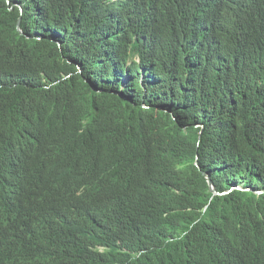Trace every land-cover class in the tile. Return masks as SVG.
Returning <instances> with one entry per match:
<instances>
[{
  "label": "trees",
  "instance_id": "obj_1",
  "mask_svg": "<svg viewBox=\"0 0 264 264\" xmlns=\"http://www.w3.org/2000/svg\"><path fill=\"white\" fill-rule=\"evenodd\" d=\"M0 264H264V0H0Z\"/></svg>",
  "mask_w": 264,
  "mask_h": 264
},
{
  "label": "water",
  "instance_id": "obj_2",
  "mask_svg": "<svg viewBox=\"0 0 264 264\" xmlns=\"http://www.w3.org/2000/svg\"><path fill=\"white\" fill-rule=\"evenodd\" d=\"M18 28L20 29V23H19ZM204 176L207 178V181H208V185H209L210 191H211L214 195L222 196V195L227 194V192H225V193H219V192H217V191L215 190V188H214V186H213V183H212V181L210 180L209 176H208L207 174H204ZM234 189L241 190L240 188L233 187V188L231 189V191L234 190ZM246 191H249V190H246ZM254 193H256V194H261V192H254Z\"/></svg>",
  "mask_w": 264,
  "mask_h": 264
},
{
  "label": "clouds",
  "instance_id": "obj_3",
  "mask_svg": "<svg viewBox=\"0 0 264 264\" xmlns=\"http://www.w3.org/2000/svg\"><path fill=\"white\" fill-rule=\"evenodd\" d=\"M237 188H238V187H237ZM240 189H241V188H240ZM241 190H242V189H241ZM246 190H249V189H245L244 191H246ZM228 192H229V191H228ZM228 192H227V193H228ZM260 192H261V191H260ZM261 193H262V192H261Z\"/></svg>",
  "mask_w": 264,
  "mask_h": 264
},
{
  "label": "rangeland",
  "instance_id": "obj_4",
  "mask_svg": "<svg viewBox=\"0 0 264 264\" xmlns=\"http://www.w3.org/2000/svg\"><path fill=\"white\" fill-rule=\"evenodd\" d=\"M9 1H10V0H9ZM17 5H18V4H17ZM17 5H16V6H17ZM14 6H15V5H14Z\"/></svg>",
  "mask_w": 264,
  "mask_h": 264
},
{
  "label": "bare ground",
  "instance_id": "obj_5",
  "mask_svg": "<svg viewBox=\"0 0 264 264\" xmlns=\"http://www.w3.org/2000/svg\"><path fill=\"white\" fill-rule=\"evenodd\" d=\"M35 227V226H34Z\"/></svg>",
  "mask_w": 264,
  "mask_h": 264
}]
</instances>
